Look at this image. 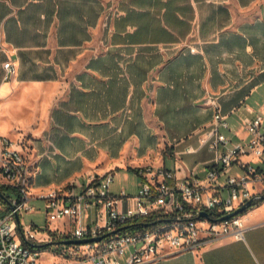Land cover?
Returning <instances> with one entry per match:
<instances>
[{
    "label": "crops",
    "instance_id": "obj_1",
    "mask_svg": "<svg viewBox=\"0 0 264 264\" xmlns=\"http://www.w3.org/2000/svg\"><path fill=\"white\" fill-rule=\"evenodd\" d=\"M212 100L234 141L248 138L246 117L264 115V0H0V135L36 162L31 201L107 171L136 176L134 192L115 195L135 194L145 166L205 175ZM242 158L264 169V154ZM242 215L244 239L149 264H264V199ZM75 225L38 237L58 241ZM39 242L52 249L44 264L66 261L63 244Z\"/></svg>",
    "mask_w": 264,
    "mask_h": 264
},
{
    "label": "built area",
    "instance_id": "obj_2",
    "mask_svg": "<svg viewBox=\"0 0 264 264\" xmlns=\"http://www.w3.org/2000/svg\"><path fill=\"white\" fill-rule=\"evenodd\" d=\"M4 66L5 78L9 79L16 67L11 60ZM212 103L213 119L202 142L208 143L214 157L205 175L191 169L179 176L176 170L164 166H145L139 169L142 180L133 195L124 189L113 194L114 173L107 171L101 178L91 176L80 191L73 187L67 192L54 189L36 196L46 199L49 223L76 222L68 232H61L60 240L47 238L63 244L61 254L66 261L54 264H149L175 252L200 250L223 236L245 238L242 213L216 218L250 199L257 202L264 194V169L242 158L264 154V115L246 117L248 138L234 141L227 133V115L216 100ZM235 165L243 172H234ZM35 172L36 162L22 147L0 135V187L16 192L15 196H4L0 190V264H40L39 241L47 239L40 240L42 231L34 223H23L21 217L34 210L31 186ZM202 211L208 215H202ZM89 212H94V218L88 223L84 218ZM138 220L142 221L134 224ZM96 236L102 237L81 243L62 242Z\"/></svg>",
    "mask_w": 264,
    "mask_h": 264
},
{
    "label": "rangeland",
    "instance_id": "obj_3",
    "mask_svg": "<svg viewBox=\"0 0 264 264\" xmlns=\"http://www.w3.org/2000/svg\"><path fill=\"white\" fill-rule=\"evenodd\" d=\"M19 110L21 111L22 109H19ZM13 112H15V109ZM0 117L3 118L4 120L6 119L7 121H9V119L6 118L4 114H0ZM261 127L264 130V125H262ZM3 129H4L3 127H0V131H3ZM135 183H136V176L132 172H130L128 176H125L123 173H117L115 174L111 189L113 190V192L118 193L122 189V187H126L128 191L134 192ZM0 190L4 194V196H15L16 195V192L10 189L9 187L1 186ZM259 200L260 199H258L257 201ZM31 203L34 206V210L26 211L21 215L23 223L25 224L34 223L42 231V233L47 232V231L49 232V228L56 229L54 228V222L49 223L47 221L45 202L40 199H35V200H32ZM49 246L51 248H55L56 243H51ZM50 250L52 249L45 248V250H43V252L41 253L39 257L40 264H44L50 259L51 257Z\"/></svg>",
    "mask_w": 264,
    "mask_h": 264
},
{
    "label": "water",
    "instance_id": "obj_4",
    "mask_svg": "<svg viewBox=\"0 0 264 264\" xmlns=\"http://www.w3.org/2000/svg\"><path fill=\"white\" fill-rule=\"evenodd\" d=\"M261 198L264 199V194H261L260 195ZM252 200L253 199H250L248 200L246 203H244L243 205L239 206L238 208L234 209L233 211L231 212H228L220 217H217L216 219H224V218H228L234 214H237V213H242L244 212L247 208H249L251 205H252ZM202 215H208V212L207 211H202L201 212ZM144 224H149L150 222H143ZM102 236H96V237H90V238H82V239H64L62 240V242H65V243H71V242H77V243H81V242H87V241H90V240H99Z\"/></svg>",
    "mask_w": 264,
    "mask_h": 264
},
{
    "label": "trees",
    "instance_id": "obj_5",
    "mask_svg": "<svg viewBox=\"0 0 264 264\" xmlns=\"http://www.w3.org/2000/svg\"><path fill=\"white\" fill-rule=\"evenodd\" d=\"M255 203H256V201H254L253 203H252V205H255ZM147 219H152V218H147ZM142 220H138V221H136V222H134V224H138V223H140Z\"/></svg>",
    "mask_w": 264,
    "mask_h": 264
}]
</instances>
